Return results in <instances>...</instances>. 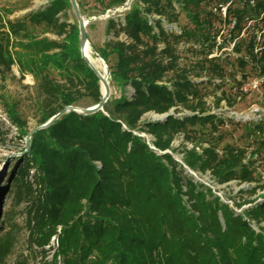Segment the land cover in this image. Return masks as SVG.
I'll return each instance as SVG.
<instances>
[{
	"label": "trees",
	"instance_id": "16d2710c",
	"mask_svg": "<svg viewBox=\"0 0 264 264\" xmlns=\"http://www.w3.org/2000/svg\"><path fill=\"white\" fill-rule=\"evenodd\" d=\"M94 1L102 14L127 3ZM128 7L121 20H107L111 37L92 48L119 96L110 95L103 111H66L35 130L0 182V264H264V199L230 198V206L187 172L207 173L217 185L246 184L240 193L264 190L257 163L264 138L250 152L224 143L225 122L206 100L231 109L246 76L264 77V0H136ZM68 9L69 0H48L19 17H0V76L15 64L10 47L31 53L34 129L65 107H90L102 97ZM181 12L189 28L173 26ZM37 29L54 38L33 34ZM230 82L237 93H225ZM169 112L142 123L147 113ZM5 117L20 140L34 130L13 110ZM249 131L263 133V126ZM140 133L152 136V148ZM177 136L190 144L181 163L166 152Z\"/></svg>",
	"mask_w": 264,
	"mask_h": 264
},
{
	"label": "rangeland",
	"instance_id": "374dc122",
	"mask_svg": "<svg viewBox=\"0 0 264 264\" xmlns=\"http://www.w3.org/2000/svg\"><path fill=\"white\" fill-rule=\"evenodd\" d=\"M136 0H127L125 7H120L112 11L101 13V8L98 7L94 0H82L83 7L85 8V14L82 16L86 24V34L88 41L87 54L92 63L97 69L106 77L109 83L108 66L98 56L97 53L93 52V47H101L105 40L111 36L106 34V22L109 18H114L119 21L123 18V12L127 10L132 3ZM48 3V0H0V17L4 20L7 18L13 19L19 17L27 12L35 11L39 8H43ZM176 10L179 11V6L176 5ZM222 10V14H224ZM67 21L72 22L75 17L71 9L66 12ZM64 18V16H62ZM177 29L189 28L190 24L184 13L179 14L177 24H173ZM33 34L38 36H44L48 38H54L50 34H42L41 29L33 31ZM243 33L240 35L242 36ZM240 36L238 38H240ZM234 39V41L238 40ZM233 44L228 45L223 50L231 51ZM180 54L183 59L189 61L191 59L189 54L184 52L183 45L179 46ZM11 55L15 59V64L12 66V72L5 76H0V182L2 183L8 176L10 170L15 165L14 160L21 155V150L25 147V140H20L16 134V131L11 127L10 122L5 117L7 111L13 110L18 115L20 120L25 121L26 130H33L37 123V98L33 91L34 77L29 72L30 60L27 58L31 55L30 51L25 50L18 45L10 47ZM231 53V52H230ZM216 53H214L215 55ZM226 56L224 52H217V55ZM112 59V57L110 58ZM17 61V62H16ZM18 63H21L19 68ZM112 63V61H111ZM24 68V70L22 69ZM236 71V67L234 68ZM246 73H248L246 71ZM235 78L239 81L240 74H236ZM264 77H258L255 75L246 76L245 82L242 85V98L237 99V104L233 108H228L225 102H221L220 105L215 108L213 97L209 96L207 104L209 105L211 112L218 117H221L225 122V125L220 129L223 131L225 136L224 143H231L236 146L245 147L248 151H252L257 144V141L264 138ZM231 82L224 88L225 93H237V90L233 87ZM211 89V88H210ZM129 91L127 95L129 96ZM110 95L118 97L119 92L114 88H110ZM216 95H219L217 92ZM187 114L188 112H182ZM181 114V113H178ZM157 115V114H156ZM155 115L147 113L142 118V123L147 121H154ZM261 124L263 126V133L252 134L249 128L253 125ZM142 137L147 145L151 148L152 136L147 133L138 134ZM184 147L190 148V144L185 143L183 146L182 136H177L172 144L171 151L168 152L174 160L181 163L182 154L181 151ZM259 164L258 176L261 179L260 183L264 182V159L257 162ZM186 169V168H185ZM191 174L194 179L203 183L204 185L211 188V190L220 198V200L226 201L230 206H233L232 200L234 198L239 201V198L244 200L256 201L264 199V190L258 191L255 195L238 192L239 189H248L246 184L238 185L235 182H231L227 185H217L212 182L209 175L206 174H194L191 171H187ZM260 197V198H259ZM245 207V206H243ZM4 208L2 207L1 210ZM239 212L242 208L236 209ZM24 250L22 246L17 248V251ZM24 255L27 254L24 250ZM51 253L47 255L45 261H48L51 257ZM14 258L7 261L6 264H13ZM43 260L39 258L29 259V264H42Z\"/></svg>",
	"mask_w": 264,
	"mask_h": 264
},
{
	"label": "water",
	"instance_id": "95a60500",
	"mask_svg": "<svg viewBox=\"0 0 264 264\" xmlns=\"http://www.w3.org/2000/svg\"><path fill=\"white\" fill-rule=\"evenodd\" d=\"M69 1H70L74 16H75L77 23H78V29H79V35H80L79 44H80L81 58L87 64V66L93 71V73L98 77L100 86L102 87V84H104L105 92L102 93V91H101L102 97L97 104L90 106V107H83V108L82 107H70V106L65 107L62 111H60L55 116H53L51 119H49L45 124L37 127L33 131H31L29 133V135L26 136V138H25V148L26 149L29 146L30 136L32 135V133L35 130L49 126L50 124H52V122L54 120L59 118L66 111L76 112L77 114H80V115H90V114L96 113L98 111H103L104 104L106 103V101L108 100V98L110 96V87H109V83H108L106 77L92 63V61L90 60V58L87 54V48H88V41H87V34H86L87 22L83 20L76 0H69ZM152 114L155 115L154 121H162V120H165L167 116L171 115V112L165 113L162 115H156L154 113H152Z\"/></svg>",
	"mask_w": 264,
	"mask_h": 264
},
{
	"label": "bare ground",
	"instance_id": "6f19581e",
	"mask_svg": "<svg viewBox=\"0 0 264 264\" xmlns=\"http://www.w3.org/2000/svg\"><path fill=\"white\" fill-rule=\"evenodd\" d=\"M101 91H102V93H104V92H105V87H104V84H102Z\"/></svg>",
	"mask_w": 264,
	"mask_h": 264
}]
</instances>
